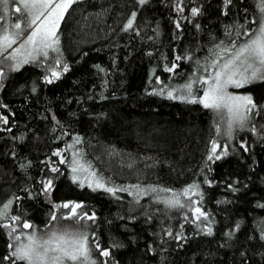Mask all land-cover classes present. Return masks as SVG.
<instances>
[{"label": "trees", "instance_id": "16d2710c", "mask_svg": "<svg viewBox=\"0 0 264 264\" xmlns=\"http://www.w3.org/2000/svg\"><path fill=\"white\" fill-rule=\"evenodd\" d=\"M258 3L183 0L180 13L177 0H78L62 21L59 51L45 60L37 55L18 71L7 68L2 78L0 115L8 123H0V209L13 204L0 223L19 216L43 236L87 224L96 264H264V110H255L247 128L224 145L212 110L167 97L198 67L197 75H207L202 67L221 42L246 39L245 29L260 19ZM193 7L200 9L196 17ZM58 58L61 76L49 84L45 77ZM174 62V72L164 70ZM243 90L263 106L264 82ZM213 141L226 154L210 161ZM74 154L96 167L107 187L128 191L79 187L72 179ZM117 156L122 166L114 165ZM48 179L53 189L46 195L42 181ZM193 184L196 195L179 196L184 207L163 202ZM65 202L83 204L80 211L95 220L76 225L60 218L68 210L56 209L58 223L51 221L53 205ZM197 207L206 218L197 219ZM8 231L0 227V257L11 251ZM94 238L110 256L99 255Z\"/></svg>", "mask_w": 264, "mask_h": 264}, {"label": "snow or ice", "instance_id": "6c2138e0", "mask_svg": "<svg viewBox=\"0 0 264 264\" xmlns=\"http://www.w3.org/2000/svg\"><path fill=\"white\" fill-rule=\"evenodd\" d=\"M78 0H0V79L4 78L5 71L2 67L5 61H15L13 64H9L8 68L11 71H18L22 64L29 62V57H33V53L42 54L45 58L48 56L47 49L53 52H58L56 47L59 44L58 29L61 20L64 19L65 13L77 3ZM232 0H225V7L231 4ZM9 3H15L17 6L14 8V13L19 14L17 16L18 21L6 23L7 20V6ZM141 5L147 3V0H139ZM183 0H177V11L182 13L184 8L181 6ZM258 8L261 13L260 19L253 20L252 23L257 25L252 29H245L243 36L246 37L242 42L232 40L230 45L217 46V49L208 58L205 65L202 67V71L207 75H197L201 71L198 67L197 71L192 74L188 82L181 87L174 90L167 91V97L170 99H181L187 103L196 104L199 103L205 109H210L218 115H222L227 112L229 119L227 122V128L224 131V135L231 138L233 132V123H238L243 127L244 122L249 119V113L257 107L253 101L251 95L237 96L228 91L229 86L235 88H242L245 85L255 82H264V0H259ZM191 16L196 17L200 14V9L197 7L191 8ZM136 13L133 12L131 18L127 21L125 29H131L135 20ZM196 27H199L197 25ZM243 27V26H241ZM176 28H180V23H176ZM11 29V30H10ZM27 35L25 36V33ZM231 35V32L228 33ZM241 33L237 31V38ZM23 37V39H21ZM13 47V45H17ZM11 49V51H9ZM22 50L26 53L22 60H17V57L22 54ZM7 53V55H5ZM181 56H176L175 60L180 61ZM191 59V57H187ZM197 65H200V61H196ZM61 66V61L57 59L55 65L50 68V78L45 77L47 83L51 84L54 80L59 79L61 72L57 70ZM178 65L174 62L171 67H165V71L174 72ZM63 72H67L68 66L64 64L62 66ZM157 83H161L157 78ZM202 95H197L201 91ZM174 92L179 95H174ZM164 94V89H161L159 93ZM0 123L7 124L8 117L0 115ZM217 134H221L219 126L216 127ZM252 131H256L253 127ZM76 142L79 143V137L76 138ZM69 148L72 145L68 146ZM220 146L213 141L208 155V160L221 159L224 152L218 153L217 149ZM245 151L247 147L241 145ZM55 156H60L61 153H53ZM60 163H64L61 159ZM91 166L80 164L79 161L73 160L72 172H84L87 175L84 180L79 181V187L87 186L93 191L103 189L107 193L115 194L117 191H128L127 188H114L107 187L101 179L97 178L95 171L90 170ZM53 173L59 171L58 168H51ZM73 182L78 181L77 176L72 177ZM210 183V181H205ZM44 193L47 195L53 189V180L48 179L42 181ZM139 188V185L134 186ZM199 185L193 184L185 188L182 193H173L172 198L163 201L166 206L170 208L184 207L181 203L179 196L183 195L189 197V193L196 195L195 189ZM151 191L155 192L157 189L153 188ZM160 191L170 192V189H161ZM17 200L19 197L16 198ZM190 199V198H189ZM13 204L12 200H9L0 209V220L8 217V210ZM84 205L81 203L65 202L63 204H54V211L50 215V220L58 223V216L56 209H66V213H61L60 218L64 220H73L76 225H80L81 221H94L95 214L89 215L87 212L80 211ZM197 219L205 217V213L200 208L193 209ZM11 223H0V227L8 229V236L12 238L14 242L21 240V235H25L27 243H9L8 248L11 250L7 255L0 257V264L3 261H8L10 264H95V261L91 260L92 248L89 243V236L86 231L87 224L81 226L84 230L69 231L64 230H51L46 238L37 237L36 226L28 221L21 222V217L12 215L10 217ZM23 229H32L31 233L21 235H15L17 227ZM211 234V229L208 230ZM171 235V233H168ZM264 239V236L261 237ZM96 249L99 251V255L103 257L110 256V251L100 248L99 244H96ZM103 264V262H102Z\"/></svg>", "mask_w": 264, "mask_h": 264}, {"label": "rangeland", "instance_id": "374dc122", "mask_svg": "<svg viewBox=\"0 0 264 264\" xmlns=\"http://www.w3.org/2000/svg\"><path fill=\"white\" fill-rule=\"evenodd\" d=\"M17 6V4H15V3H9V5L7 6V20H6V23L7 24H11V23H15V22H22V21H18L17 20V16H19V14H17V13H14V8ZM65 15H66V13H65ZM65 15H64V18H65ZM90 16V15H89ZM64 20V19H63ZM63 20H61V22H60V24H59V29H58V35H59V30H60V27H61V24H62V21ZM81 20V19H80ZM86 23H88V22H86ZM76 26H82V21H78L77 22V24H76ZM11 30V29H10ZM27 35V32L25 33V36ZM21 39H23V37L21 38ZM59 41H60V35H59ZM19 42L20 41H18L17 42V45H13V47H17L18 46V44H19ZM59 44H60V42H59ZM59 44L56 46V47H58V48H60V46H59ZM9 51H11V49H9ZM47 51H48V55L49 54H52V53H54L52 50H50V49H47ZM26 53L24 52V50H22V54L20 55V56H18L17 57V60H22L23 58H24V55H25ZM5 55H7V53H5ZM37 55H40V54H38V53H33V57H37ZM48 57V56H47ZM59 58H61V57H59ZM58 58V59H59ZM30 59H32V57H29V60ZM44 60H45V57H44ZM60 60V59H59ZM13 63H15V61H5L4 62V65L2 66L3 68H4V71H7L9 68H8V65L9 64H13ZM23 65V64H22ZM21 65V66H22ZM8 68V69H7ZM21 68V67H20ZM6 69V70H5ZM1 81H2V79H0V84H1ZM246 86V85H245ZM244 86V87H245ZM244 87H242V88H235V87H232V86H229V88H228V91L230 92V93H232L233 95H237V96H243V95H251L249 92H246L245 93V90H243L244 89ZM203 94V92L200 94V95H202ZM253 101H254V99H253ZM255 102V101H254ZM256 103V102H255ZM257 105V104H256ZM261 106V105H260ZM259 106V108H258V106L255 108V109H253V111L251 112V113H249L248 115H249V119H247L245 122H244V125H243V127H241L238 123H233V132H232V136H231V138H229L228 136H226V135H224L223 133H224V131L226 130V128H227V122H228V119H229V116H228V114H227V112L225 111L222 115H218L217 113H215L214 112V114H215V118L217 119L216 121H217V126H219L220 127V129H221V134L220 135H218L217 134V136H219V140L221 141V143L222 144H224V145H228V144H230V143H232L233 142V139H235V136H238V134H240L241 132H242V130H244V128H247L246 126H248L249 124H250V122L252 121V118H253V112H255V110H264V104H263V106H261L260 107ZM216 126V127H217ZM220 148L221 149H223V147L222 146H220ZM220 149V150H221ZM107 153V152H106ZM105 153V154H106ZM112 155V153L111 154H107V157H112L111 156ZM108 160H110L109 158H107ZM73 160H77V161H79V163L80 164H83V165H85V167H87V165L81 160V157L80 156H76L75 157V154H74V156H73V158H72V162H73ZM108 160H106V159H104V164L106 163V165H107V163H109V161ZM115 160H116V162L117 163H115L114 165H116V166H122V161H121V157L119 156H117L116 158H115ZM111 161V160H110ZM114 165L112 166V169L113 170H115V168L116 167H114ZM136 164L134 163L133 165H132V167H134ZM72 166H73V163H72ZM90 170L91 171H95V173L97 174V178H99V179H101L102 180V182H104L105 183V181H104V179L102 178V176L100 175V173H98V172H100L96 167H91L90 168ZM132 173H135V172H132ZM75 176H77L78 177V181H81V180H84V177L87 175V173H84V172H77V173H73ZM85 185H87V181H85ZM105 185L107 186V184L105 183ZM170 198H172V196L171 195H169V196H167L166 197V199H170ZM165 199V198H164ZM194 206V205H193ZM64 229H67V230H69V231H76V230H82L81 228H77V227H72V228H67V227H65ZM32 232V230L31 229H23V228H21L19 225L17 226V232L15 233V235H21V233H24V234H28V233H31ZM88 233V236H89V232H87ZM36 235H37V237H44V238H46L47 237V235H45V236H43V235H39L38 233H37V231H36ZM92 237H94V236H92ZM92 241H94V243H93V246H96V238H94V239H92ZM13 243H27V239H26V236L25 235H21V240L20 241H18V242H14L13 241ZM89 243H90V246H92V244H91V242H90V237H89ZM91 260L92 261H95V264H96V259L93 257V255H92V251H91Z\"/></svg>", "mask_w": 264, "mask_h": 264}]
</instances>
